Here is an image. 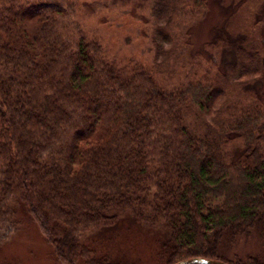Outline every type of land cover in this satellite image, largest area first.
I'll use <instances>...</instances> for the list:
<instances>
[{
  "label": "trees",
  "instance_id": "trees-1",
  "mask_svg": "<svg viewBox=\"0 0 264 264\" xmlns=\"http://www.w3.org/2000/svg\"><path fill=\"white\" fill-rule=\"evenodd\" d=\"M153 2L147 67L70 0H0V225L24 210L55 264H264L227 257L264 234V0ZM211 2L227 18L193 54ZM135 236L148 258L112 253Z\"/></svg>",
  "mask_w": 264,
  "mask_h": 264
},
{
  "label": "rangeland",
  "instance_id": "rangeland-1",
  "mask_svg": "<svg viewBox=\"0 0 264 264\" xmlns=\"http://www.w3.org/2000/svg\"><path fill=\"white\" fill-rule=\"evenodd\" d=\"M70 1L76 5L78 20L84 26L86 37L99 41L108 58L119 65L134 63L153 66L155 52L149 38L156 22L152 17L153 0ZM210 7L208 18L192 31L193 54L202 51L204 43L214 37L215 28L227 18V12L214 2L210 3ZM176 77L182 79L183 76ZM23 213L24 210H19L17 225L10 221L0 225V264H55L56 256L42 237L38 224L23 216ZM128 243L134 256L135 253L143 258L150 256L147 251L150 240L139 236L126 237L123 241L119 237L110 246L112 253L127 251L125 248ZM107 248L109 250V246ZM234 255L264 258V234L256 232L249 240H240L230 249L227 257L232 258Z\"/></svg>",
  "mask_w": 264,
  "mask_h": 264
},
{
  "label": "water",
  "instance_id": "water-1",
  "mask_svg": "<svg viewBox=\"0 0 264 264\" xmlns=\"http://www.w3.org/2000/svg\"><path fill=\"white\" fill-rule=\"evenodd\" d=\"M177 264H225V263L216 262V261H213V260L196 257V258H192V259H189V260L180 261Z\"/></svg>",
  "mask_w": 264,
  "mask_h": 264
}]
</instances>
